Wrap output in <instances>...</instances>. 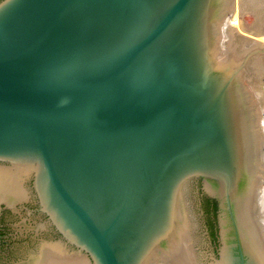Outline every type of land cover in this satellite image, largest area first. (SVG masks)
Segmentation results:
<instances>
[{
  "label": "water",
  "instance_id": "95a60500",
  "mask_svg": "<svg viewBox=\"0 0 264 264\" xmlns=\"http://www.w3.org/2000/svg\"><path fill=\"white\" fill-rule=\"evenodd\" d=\"M234 5L0 1V208L32 180L62 237L25 242V264H250L237 216L257 129L243 72L263 51L217 59Z\"/></svg>",
  "mask_w": 264,
  "mask_h": 264
},
{
  "label": "bare ground",
  "instance_id": "6f19581e",
  "mask_svg": "<svg viewBox=\"0 0 264 264\" xmlns=\"http://www.w3.org/2000/svg\"><path fill=\"white\" fill-rule=\"evenodd\" d=\"M246 1L248 2V0ZM257 1L253 0V2H257ZM260 1H264V0H260ZM244 2L245 0H235V5L233 7V15L225 23H223L221 27L220 37L222 36L223 33H225L226 40L230 38L229 39L230 44L228 41L227 43L229 44V46H231L232 44L235 50H237L238 47H239L238 49L244 48L249 51L258 50V49L264 50V34H263L264 28H262L264 21L261 26L259 25L260 21L257 20V22H254L255 25H252L253 30H250L251 28L249 30L248 28H244L245 25L241 20L242 16L244 15L243 14L244 5L246 4V2L245 4ZM262 4L264 5V3ZM239 30H243L244 33L247 34L249 33V35H251L252 40L255 41L253 42V44L257 46L254 47L255 46L254 45L252 47L250 46L252 43L247 41L240 42L242 41L243 38H247V39L250 38L241 36L238 33ZM252 33L255 34V36H253ZM236 36H237V41H236ZM259 74L260 75L262 74L261 70ZM262 80L264 81V78ZM253 96L254 98L256 97L255 92L253 93ZM250 118H251V122L255 123V127L257 129V131H252V136L254 137L253 153H254L255 163L253 165V171H252L253 178L251 180V186L248 192L245 194V198L241 204V209H239L238 212L239 214L237 218H238V224L240 223L241 225V240H242L243 249L246 254H249L247 255V257L250 264H264V157L263 158L261 157L262 148L264 145V111L261 114V112L260 111L258 112L256 108L254 114L251 115Z\"/></svg>",
  "mask_w": 264,
  "mask_h": 264
},
{
  "label": "flooded vegetation",
  "instance_id": "af4514ba",
  "mask_svg": "<svg viewBox=\"0 0 264 264\" xmlns=\"http://www.w3.org/2000/svg\"><path fill=\"white\" fill-rule=\"evenodd\" d=\"M25 186L24 198L12 206L2 205L0 208V264H25L18 248L30 239L55 242L62 238L49 224L47 217L40 213L32 180H27ZM212 200L205 196L206 203L213 211ZM213 215L211 243L217 251L218 231L214 211Z\"/></svg>",
  "mask_w": 264,
  "mask_h": 264
},
{
  "label": "rangeland",
  "instance_id": "374dc122",
  "mask_svg": "<svg viewBox=\"0 0 264 264\" xmlns=\"http://www.w3.org/2000/svg\"><path fill=\"white\" fill-rule=\"evenodd\" d=\"M250 1L248 0V2H247L245 0L246 4L244 2V4H245L244 5V13H243L244 15L242 16L241 20L243 21L244 25L246 26V27L244 26V28H248V30L251 28L250 30H253L252 25H255L254 22H257V20L260 21L259 25L261 26L263 21H264V15H263L264 14V5L262 4V3H264V1H260V0L259 1L254 0L257 2H253V0H250ZM259 2H260V4H259ZM253 5H255V6H253ZM254 7L255 8L257 7V8L255 9ZM255 10L257 11V13ZM262 28H264V24L262 25ZM238 33L241 36L248 37V38L252 39L251 35L244 33L243 30H239ZM223 34H222V36H224V37L221 36L220 40H219V47H218L217 54H216L217 59L222 61V62H231L232 61L236 64H238L240 62L242 63V60L244 58H246V56H248V54H251V53H249L250 51L246 50L244 48L238 49L239 47L237 48V50H235V48L232 44H231V46H229V44H230L229 39L230 38H228V40H226L225 33H223ZM227 41L229 42V44L227 43ZM236 41H237V36H236ZM240 42H243V39ZM220 45H221V47H220ZM250 46H252V45H250ZM256 46L257 45H255L254 47H256ZM262 51L263 52L260 53V55L253 56L247 61L246 69L243 72V77L246 79L245 83L250 87V90L252 91V93L255 92V95H256L255 98H254V96L252 97V105L254 106V108L256 106L258 112L260 111L261 114L264 111V95H263L264 94L263 93L264 92L263 91V89H264L263 82L264 81L262 80L264 78V73H263V71H264V50H262ZM260 70L262 72L261 75L259 74Z\"/></svg>",
  "mask_w": 264,
  "mask_h": 264
},
{
  "label": "trees",
  "instance_id": "16d2710c",
  "mask_svg": "<svg viewBox=\"0 0 264 264\" xmlns=\"http://www.w3.org/2000/svg\"><path fill=\"white\" fill-rule=\"evenodd\" d=\"M1 1V0H0ZM212 205H213V211L215 214V218L217 217V212H218V205L216 200H212ZM215 235V234H214Z\"/></svg>",
  "mask_w": 264,
  "mask_h": 264
}]
</instances>
